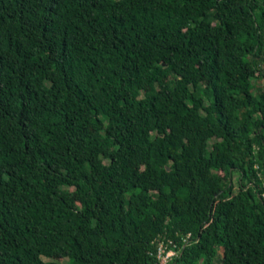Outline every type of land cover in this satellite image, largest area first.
<instances>
[{
	"label": "trees",
	"instance_id": "obj_1",
	"mask_svg": "<svg viewBox=\"0 0 264 264\" xmlns=\"http://www.w3.org/2000/svg\"><path fill=\"white\" fill-rule=\"evenodd\" d=\"M259 82L264 0H0V264H264Z\"/></svg>",
	"mask_w": 264,
	"mask_h": 264
},
{
	"label": "built area",
	"instance_id": "obj_2",
	"mask_svg": "<svg viewBox=\"0 0 264 264\" xmlns=\"http://www.w3.org/2000/svg\"><path fill=\"white\" fill-rule=\"evenodd\" d=\"M192 239V234H189L187 237L183 238L185 242V246L188 244V241ZM180 248L178 247V243L174 240L160 239L157 245V255L156 258L159 264H167L176 258L180 253Z\"/></svg>",
	"mask_w": 264,
	"mask_h": 264
},
{
	"label": "rangeland",
	"instance_id": "obj_3",
	"mask_svg": "<svg viewBox=\"0 0 264 264\" xmlns=\"http://www.w3.org/2000/svg\"><path fill=\"white\" fill-rule=\"evenodd\" d=\"M261 87H263L264 88V82L262 83V82H259L258 83ZM141 90H142V92H145V91H147V90H150L149 88H148V86H146L145 84H143V85H141ZM92 135V134H91ZM239 179H240V175L239 174H237L236 176H235V183H236V185H237V187H239ZM72 193H74V191H71ZM222 256H223V251H222V249H220L219 250V255H218V257H217V262L218 263H220V261H221V259H222ZM63 260H60V262H62ZM63 263L64 264H69V259H65L64 261H63Z\"/></svg>",
	"mask_w": 264,
	"mask_h": 264
}]
</instances>
